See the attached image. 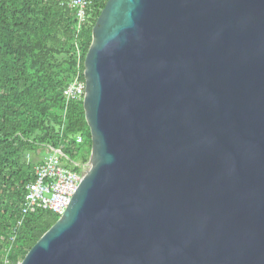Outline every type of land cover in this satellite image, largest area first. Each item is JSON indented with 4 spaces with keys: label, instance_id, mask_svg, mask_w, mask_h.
Masks as SVG:
<instances>
[{
    "label": "water",
    "instance_id": "95a60500",
    "mask_svg": "<svg viewBox=\"0 0 264 264\" xmlns=\"http://www.w3.org/2000/svg\"><path fill=\"white\" fill-rule=\"evenodd\" d=\"M84 75L89 170L21 264H264V0H109Z\"/></svg>",
    "mask_w": 264,
    "mask_h": 264
},
{
    "label": "trees",
    "instance_id": "16d2710c",
    "mask_svg": "<svg viewBox=\"0 0 264 264\" xmlns=\"http://www.w3.org/2000/svg\"><path fill=\"white\" fill-rule=\"evenodd\" d=\"M92 1V16L78 29L66 0H0V264L23 260L59 220L50 211L22 215L41 152L90 161L84 100L67 102L64 92L85 80L93 31L109 0Z\"/></svg>",
    "mask_w": 264,
    "mask_h": 264
},
{
    "label": "built area",
    "instance_id": "2783aa9c",
    "mask_svg": "<svg viewBox=\"0 0 264 264\" xmlns=\"http://www.w3.org/2000/svg\"><path fill=\"white\" fill-rule=\"evenodd\" d=\"M75 11L77 28L80 29L92 16V0H66ZM86 81L80 77L67 86L64 96L67 102L84 100ZM47 151V150H46ZM35 168V182L27 186L22 205V215L26 217L38 211H50L59 218L68 209L73 196L89 170L86 164L71 163L62 150L46 152ZM78 168L79 171L74 169ZM22 220L19 221V225ZM22 260L4 264H21Z\"/></svg>",
    "mask_w": 264,
    "mask_h": 264
},
{
    "label": "rangeland",
    "instance_id": "374dc122",
    "mask_svg": "<svg viewBox=\"0 0 264 264\" xmlns=\"http://www.w3.org/2000/svg\"><path fill=\"white\" fill-rule=\"evenodd\" d=\"M47 152V151H46ZM43 153V152H41V155H40V157L38 158L39 160L43 157V156H46L47 155V153ZM43 154V155H42Z\"/></svg>",
    "mask_w": 264,
    "mask_h": 264
},
{
    "label": "crops",
    "instance_id": "0c3cea01",
    "mask_svg": "<svg viewBox=\"0 0 264 264\" xmlns=\"http://www.w3.org/2000/svg\"><path fill=\"white\" fill-rule=\"evenodd\" d=\"M43 155V154H42ZM42 159V158H41Z\"/></svg>",
    "mask_w": 264,
    "mask_h": 264
}]
</instances>
